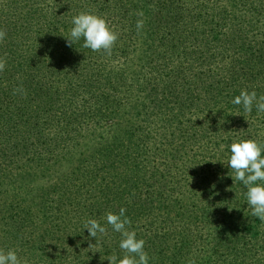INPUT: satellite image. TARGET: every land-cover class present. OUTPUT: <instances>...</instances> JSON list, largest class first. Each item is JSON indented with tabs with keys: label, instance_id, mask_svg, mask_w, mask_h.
<instances>
[{
	"label": "trees",
	"instance_id": "obj_1",
	"mask_svg": "<svg viewBox=\"0 0 264 264\" xmlns=\"http://www.w3.org/2000/svg\"><path fill=\"white\" fill-rule=\"evenodd\" d=\"M29 2L6 0L0 3V29L6 31L5 39L0 42V57L7 60L5 70L0 72V183L13 174L9 170L12 167L16 171L36 166L43 169L41 176L48 178L49 166L45 160H56V163L74 160L75 163L60 174L61 186L38 194H42L43 200L35 212L41 218L50 219L57 216L60 207L75 205V222L81 225L88 219L100 221V217L109 212L118 214L123 207L131 221L129 228H136L133 222L136 216L144 213L149 217L148 210L152 215L159 206L167 207L177 199L178 183L197 184L196 170L180 165L181 160L189 159L183 158L188 156L186 151L177 158L165 143V137L155 142L160 116L191 110L202 113L200 96L206 91L223 90L224 94L236 84L249 89L252 82L257 81L250 67L238 65L239 59L238 69L232 61L217 62L235 49L249 53V36L252 32L256 34L251 25L257 19L247 16L264 13V0H40L37 7H31ZM25 6L28 9L20 16L17 10ZM81 12L103 17L119 34L110 57L83 47L82 39L71 47L67 45L72 17ZM138 19L144 20L139 32ZM235 20V27L230 29L229 36L226 34L225 40L214 35L219 26ZM195 21L204 25V32L197 29ZM202 40L205 45L198 43ZM251 59L264 63L259 53ZM184 67L203 70L192 75L184 73ZM189 77L207 78L205 91L193 87L179 90V82ZM240 80L248 83L238 82ZM219 83L221 87L217 86ZM20 87L26 95L13 94V90ZM222 104L224 111L234 107L230 101ZM255 110L253 107L248 116ZM101 124L108 127L106 133L111 139L87 144L94 140L93 134ZM79 147L83 148V153L75 159L71 153ZM21 160H24L23 166H20ZM147 165L154 166L151 170L157 174L159 170L165 173L156 178ZM124 171H129L130 175H125ZM200 189L204 191L203 186L197 185L187 190L193 196ZM53 194H57L56 201ZM86 195L93 200L83 207L81 203L76 204L79 196ZM230 202L227 204L235 226L240 223L239 216L234 217L235 201ZM14 208L16 206L10 203L8 212L13 213ZM54 220L52 225L56 223ZM143 221L148 231L152 221ZM172 221L163 219L162 223L174 234L178 250H173L174 242L166 245L167 240L159 230L141 238L145 241V250L162 244L166 246L164 250H168L164 256L148 254L149 264H188L192 259L195 264H264V251L263 260L255 263L251 260L256 256L254 252H224L230 255L225 258L220 253L222 242L217 245L219 251L215 257L209 254L199 263L196 255L185 254L182 242L185 229H175L168 224ZM103 223L100 221L101 225ZM45 232L42 231L43 236L48 235ZM108 238V233L98 234L94 245L107 248ZM109 247L108 252L121 258L117 241ZM59 248L69 252L67 246ZM31 259L29 255L27 264H34Z\"/></svg>",
	"mask_w": 264,
	"mask_h": 264
},
{
	"label": "rangeland",
	"instance_id": "obj_2",
	"mask_svg": "<svg viewBox=\"0 0 264 264\" xmlns=\"http://www.w3.org/2000/svg\"><path fill=\"white\" fill-rule=\"evenodd\" d=\"M5 1L0 0V3H5ZM40 4V0H30L29 2L31 7L35 5L37 7ZM27 9L28 6H25L18 9L17 13L21 16ZM225 9L228 10L227 8ZM3 10L5 9L3 8ZM254 14L256 16L251 15V13L247 16V18L255 17L257 19L254 25H251L255 27L257 35L252 32V35L249 36V53L245 54L239 49H235L217 63L225 64L232 61V65L238 69L237 60L239 59L238 65L243 66V68L250 67L257 81L252 82L249 89L236 84L235 88L231 86V88L226 89L224 94L221 93L223 90L221 92L206 91L205 94L200 96L201 104L199 106L204 112L198 113V110H191L177 113L176 111L177 115L174 112H167L165 115L160 116V121L156 125L155 142L159 137H165V143L170 145L168 148L172 149V155L177 158L180 157V153L186 151L188 156H182L184 159H189L185 161L180 159V165L196 170L197 174L194 177H197V184L191 182L183 186L181 185L182 183H178L177 186L179 188L176 190V186L175 189L176 193H178L177 199L172 200L167 207H165V204L159 206V210L153 211L152 215H150L151 211L148 210L147 214L149 217H146L144 213L139 214L133 220L137 227L128 228V230L136 232L137 239H141L144 234L157 233L159 230V233L164 234L163 236L167 240L166 245H171L174 242L176 244L173 250H178L174 234L162 223L163 219H173L172 222L168 223L169 225L174 226L177 230L185 229L183 230L185 236L182 240L186 251L185 254L188 256L196 255L199 257V263L206 259L209 254L212 257L216 256L219 251V246H217L219 242L223 243L220 246L223 251H220V253L225 258H229L230 255L228 253L224 254V252H231V254L232 252H254L256 256H252L251 260L253 263L263 260L264 222L251 215V209L247 205L245 196L247 189L241 182L235 180L234 172L227 164L231 155L230 145L232 143L252 139L264 144V113H257V110H255L250 117L242 106L232 103L234 97L238 96L241 90L255 91L257 98L264 95V63L253 62V59L250 60L253 55L258 53L260 54V59H264V28L262 26L264 25V13ZM235 23L236 20L232 23L231 21H226L222 26H219L214 35L221 38V40H225V37L231 34L232 30L230 29L235 27ZM194 25L197 29L204 32V25L201 22L195 21ZM205 34H207V31H205ZM206 38L210 39L211 37L207 36ZM190 40L192 41L193 37ZM203 42L205 41H198V43L205 45ZM202 70H195L192 67L190 69L184 67L183 69L184 73L189 74L188 72H190L192 75L195 73L199 74L198 71ZM207 80V78H186L184 81L179 82V90L193 87L198 91L204 92L206 89L204 82ZM238 82L248 83V81L243 80ZM217 86L221 87V84L219 83ZM181 98H184V96H181ZM220 101L222 103L230 101L234 107L224 111L225 105L220 103ZM207 102L209 103L204 106V103ZM239 115L241 118H238ZM210 123H214V125ZM158 126L159 130L157 129ZM107 130L108 127L101 124L97 132L93 134L95 137L92 136L94 140L88 141L87 144H93L95 141L99 143L107 142L111 137L109 133H106ZM12 141L13 138L11 139ZM159 142L157 144L160 147ZM82 153L83 148L79 147L74 149L71 154L76 159L80 158ZM143 158L144 156H141V159ZM24 160L19 161L21 163L20 166L24 165ZM45 162L49 166L47 171L48 178L41 176L43 169L36 166H31V168L23 167L16 171L12 167L9 170L13 174L1 181L0 249L5 251L9 249L15 250L22 261H26L27 257L32 255L31 263L33 262L34 264H109L107 259L112 256V253L108 252L111 251L109 246L117 241V249L121 252L119 256L123 257L125 253L119 248L122 236L120 233L114 232L111 226L107 224L106 214L100 217V221L104 222L102 226L107 229L109 246L100 249L94 245L96 239L90 237L87 229H84L85 222L82 221L81 225L75 222L77 220L73 212L75 211L73 210L75 205L60 207V211L55 214L57 216H53L50 219L48 217L41 218L40 214L35 212L38 203L43 200L40 196L46 190L57 189L61 186L60 174L63 171H67L69 169L68 166L75 163L74 160L71 162L63 160L56 163V160L51 159L45 160ZM160 163L162 164V162ZM148 167L150 173H154L156 178H158V175L165 173L159 170L158 173H160L157 174L155 170H151L154 166ZM124 174L130 175V172L124 171ZM216 182L217 184H215ZM196 185L198 187L203 186L204 191L200 189L196 194L190 196L187 189ZM181 188L183 189L182 193H180ZM40 192L43 193L38 195ZM57 194H53L52 198L54 200ZM90 195H86L83 198L79 196L76 204L79 205L81 203L82 206L93 200ZM238 198H240L239 201ZM74 201L75 199L73 198ZM230 201H235L233 207L234 217L237 214L239 216L240 223L235 226H233L234 218L231 217L232 211L227 204L232 203ZM10 203L12 206H16L13 213L8 212ZM79 215L81 216L82 214ZM10 216L13 218L11 219ZM85 217H87L86 214ZM144 219L152 221L148 231L145 228L147 225H145ZM52 220L56 222L53 225L51 224ZM13 221L16 223H13ZM100 221L98 220L99 223ZM42 231H46L45 233L48 235L43 236ZM61 242L65 243L62 244ZM61 245L67 246L69 252L62 251L59 248ZM215 246L217 247L214 249ZM236 246H238L237 250ZM38 247L43 250L38 249ZM165 248L166 246L162 244L147 248L145 251L148 254L154 253L164 256L168 252V250H164Z\"/></svg>",
	"mask_w": 264,
	"mask_h": 264
},
{
	"label": "clouds",
	"instance_id": "obj_3",
	"mask_svg": "<svg viewBox=\"0 0 264 264\" xmlns=\"http://www.w3.org/2000/svg\"><path fill=\"white\" fill-rule=\"evenodd\" d=\"M138 15L142 16V13ZM72 28L66 39L69 47L83 40V47L93 52H102L106 56L112 55L119 34L109 26V23L100 16L89 12H81L72 17ZM144 26V20L138 19L136 28L139 32ZM6 37V31L0 29V42ZM7 60L0 57V72L6 68ZM26 95L23 87L13 90V94ZM234 105L242 106L243 110L251 113L253 107L257 113H264V95L257 98L255 91L241 90L240 94L232 100ZM231 155L227 161L228 167L234 172L236 181L241 182L247 189L245 196L247 205L251 209V215L264 222V144L252 139L234 142L230 145ZM126 209L120 208L118 214L109 212L106 214V222L112 230L120 233L122 239L119 248L125 253L121 258L112 255L109 264H149V256L145 251V241L137 239L136 232L128 230L130 219L125 215ZM90 237L96 238L107 234L106 227L95 219H88L84 223ZM0 264H27L22 261L15 250L0 249ZM188 264H195V260H189Z\"/></svg>",
	"mask_w": 264,
	"mask_h": 264
}]
</instances>
